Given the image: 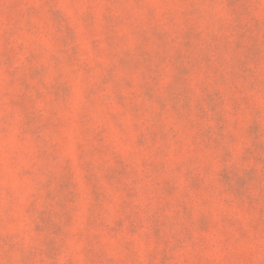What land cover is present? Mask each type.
Wrapping results in <instances>:
<instances>
[{"label": "rangeland", "instance_id": "obj_1", "mask_svg": "<svg viewBox=\"0 0 264 264\" xmlns=\"http://www.w3.org/2000/svg\"><path fill=\"white\" fill-rule=\"evenodd\" d=\"M0 264H264V0H0Z\"/></svg>", "mask_w": 264, "mask_h": 264}]
</instances>
